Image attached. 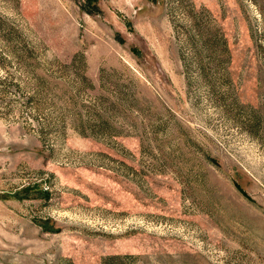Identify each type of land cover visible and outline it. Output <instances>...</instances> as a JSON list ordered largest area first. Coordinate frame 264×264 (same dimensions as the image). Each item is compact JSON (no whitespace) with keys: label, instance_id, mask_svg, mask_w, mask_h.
<instances>
[{"label":"rangeland","instance_id":"1","mask_svg":"<svg viewBox=\"0 0 264 264\" xmlns=\"http://www.w3.org/2000/svg\"><path fill=\"white\" fill-rule=\"evenodd\" d=\"M84 4L0 0V264H264V0Z\"/></svg>","mask_w":264,"mask_h":264},{"label":"trees","instance_id":"2","mask_svg":"<svg viewBox=\"0 0 264 264\" xmlns=\"http://www.w3.org/2000/svg\"><path fill=\"white\" fill-rule=\"evenodd\" d=\"M97 1L98 0H85V4H84L85 10L88 12L95 11V12L101 13L102 11L97 6ZM91 6H92V8H91ZM105 259L106 258H104V260Z\"/></svg>","mask_w":264,"mask_h":264}]
</instances>
